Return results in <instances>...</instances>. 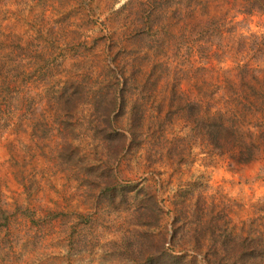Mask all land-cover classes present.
Wrapping results in <instances>:
<instances>
[{
    "label": "rangeland",
    "instance_id": "1",
    "mask_svg": "<svg viewBox=\"0 0 264 264\" xmlns=\"http://www.w3.org/2000/svg\"><path fill=\"white\" fill-rule=\"evenodd\" d=\"M168 256L264 264V0H0V264Z\"/></svg>",
    "mask_w": 264,
    "mask_h": 264
},
{
    "label": "trees",
    "instance_id": "2",
    "mask_svg": "<svg viewBox=\"0 0 264 264\" xmlns=\"http://www.w3.org/2000/svg\"><path fill=\"white\" fill-rule=\"evenodd\" d=\"M164 257H166V255H164ZM169 258L168 259H172L174 261H176L175 263L177 264L179 261H180V258L179 257H174V256H168ZM179 259V260H178ZM178 260V261H177Z\"/></svg>",
    "mask_w": 264,
    "mask_h": 264
}]
</instances>
